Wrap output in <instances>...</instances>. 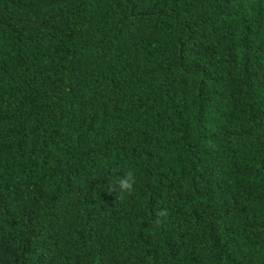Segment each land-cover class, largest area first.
I'll use <instances>...</instances> for the list:
<instances>
[{"label": "trees", "instance_id": "obj_1", "mask_svg": "<svg viewBox=\"0 0 264 264\" xmlns=\"http://www.w3.org/2000/svg\"><path fill=\"white\" fill-rule=\"evenodd\" d=\"M0 264H264V0H0Z\"/></svg>", "mask_w": 264, "mask_h": 264}, {"label": "clouds", "instance_id": "obj_2", "mask_svg": "<svg viewBox=\"0 0 264 264\" xmlns=\"http://www.w3.org/2000/svg\"><path fill=\"white\" fill-rule=\"evenodd\" d=\"M137 182L136 174L129 169L120 175L114 182L110 183L108 191L115 193V200L123 201L128 195L134 192L135 184ZM169 212L166 208H160L156 212L157 225H160L168 219Z\"/></svg>", "mask_w": 264, "mask_h": 264}]
</instances>
